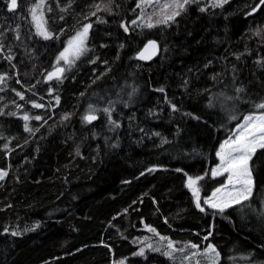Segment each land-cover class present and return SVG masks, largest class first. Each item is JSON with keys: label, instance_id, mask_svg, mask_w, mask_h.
I'll use <instances>...</instances> for the list:
<instances>
[{"label": "trees", "instance_id": "1", "mask_svg": "<svg viewBox=\"0 0 264 264\" xmlns=\"http://www.w3.org/2000/svg\"><path fill=\"white\" fill-rule=\"evenodd\" d=\"M37 2L17 0L9 10V0H0V171L7 173L0 264H172L147 247L160 237L177 248L214 246L218 264H264V149L250 161L254 189L242 205L200 211L187 187L189 176H201L204 194L221 136L244 116L264 113L254 107L264 101V84L248 59L255 52L264 68V3L196 1L167 25L147 28L139 0H46L53 38L45 40L29 12ZM98 3L111 11L90 16ZM88 23L85 56L46 85L54 66L62 67L56 60L66 41ZM150 41L160 50L145 63L137 55ZM85 115L98 118L89 123ZM140 248L144 257L134 255Z\"/></svg>", "mask_w": 264, "mask_h": 264}, {"label": "snow or ice", "instance_id": "2", "mask_svg": "<svg viewBox=\"0 0 264 264\" xmlns=\"http://www.w3.org/2000/svg\"><path fill=\"white\" fill-rule=\"evenodd\" d=\"M196 0H170V2H166L164 4H160V0H139L136 7L141 9L140 18L143 20L145 17V7H152L153 4L159 5V11L153 8L151 14L147 15V19L144 21V27L152 28L155 27L156 24H165L167 25L170 21H174L177 16L180 15L182 10H186V6L190 3H194ZM261 3H264V0H260ZM46 0H38L30 9L29 12L32 17V22L34 23L36 29V35L42 37L45 40H49L53 38V33H51L46 28L47 21L44 19V6ZM228 3V0H212V7H222L224 4ZM17 7V0H9V10H14ZM171 9V11H169ZM39 10V12H38ZM51 10L50 8L48 9ZM67 9H62V11H66ZM206 9L201 8L200 11H205ZM100 11H111V9L107 5H102L100 3L95 5V10L91 12L90 16H95L97 12ZM251 14V13H249ZM158 15L160 18L155 22L152 21V16ZM98 22L104 23L105 21L102 18H98ZM136 20L132 21V24H137ZM124 27V30L127 32L128 27L124 24L121 25ZM92 28V24H84L80 30H78L69 41L68 46L62 51L56 60V65H59L61 61H64L66 65L69 67L74 64L76 59L86 51L87 48V39L89 35V30ZM259 31L257 35H259ZM19 39V36L16 37ZM156 44L154 41L149 42L148 46L139 54L137 58L139 59H147L145 53L148 52L149 48L155 50ZM3 45L0 44V51H2ZM9 60L12 57H7ZM95 62V61H93ZM65 72L64 67L54 66L53 71L48 73L47 79L51 80L56 78L57 80H61L63 77V73ZM5 77L0 76V83L4 81ZM163 91V89H160ZM237 93L244 92L245 89L243 87H238L235 89ZM17 95L21 96V99L24 97L17 93ZM223 96L224 94L221 93ZM239 100L240 97H231L225 96V100ZM57 103H59V97H56ZM34 107H42L43 105L34 104ZM91 109V106H89ZM254 107L259 110H264V101H261L258 104H254ZM173 110L175 106H173ZM104 113L108 116L109 122L114 124L115 127H119L120 125L111 119V111L109 108L103 109ZM3 113H0L2 115ZM68 119L67 116L64 117ZM98 117L95 115H85L83 119L89 123L93 120H96ZM230 119H239L236 115H230ZM23 119L27 121L29 119L28 116H24ZM36 120L42 119L40 116L35 117ZM26 131H31L28 128V125H24ZM38 131V129H36ZM158 135V133H157ZM167 141H164L166 143ZM257 149H264V113L260 115L249 114L243 117V122L240 123L232 135L224 141L223 144L220 145V150L217 152V157L219 158V165L212 171L211 175L213 177L226 175L227 184H224L223 187L217 188L209 198L204 200V204L208 207L218 210L220 213H223L226 209L234 207L236 205H242L245 201H248L252 195L254 180L252 176V170L250 166V161L252 157L255 155ZM148 171H153V169H149ZM179 171V169H177ZM6 172L0 171V180L6 176ZM203 179L201 176L187 178V187L191 190L192 195L194 197L195 206L200 210L204 211V208L201 206L200 201V189L197 186L198 181ZM231 185V187H229ZM245 207H251V205H245ZM264 215V212L261 213ZM167 223V221H165ZM149 232H153L155 235L159 236V233L155 232V229L148 227ZM12 235H17L16 232H13ZM147 239V238H145ZM161 240L167 241L164 248L162 250L159 245L153 246L151 243L147 245L148 249L151 251L159 252L161 255L167 257L172 264H175L176 256L175 253L186 252L187 248L198 249V245L190 244L182 248L176 247V242L171 241L167 237H160ZM207 239V237H205ZM143 243V241H141ZM203 255L206 258L207 264H218L219 253L216 252L214 246H209L203 253L192 252L191 255L182 256L180 264H184L185 260L192 261L193 257L197 255ZM137 256H145V249L140 248L138 252L134 253ZM146 258V257H145ZM121 264H124L121 261ZM195 264H200L199 260L195 261Z\"/></svg>", "mask_w": 264, "mask_h": 264}, {"label": "rangeland", "instance_id": "3", "mask_svg": "<svg viewBox=\"0 0 264 264\" xmlns=\"http://www.w3.org/2000/svg\"><path fill=\"white\" fill-rule=\"evenodd\" d=\"M196 1H202L203 5L205 6H211L212 7V0H196ZM166 2H170V0H160V4H164ZM153 8H155L157 10V12L159 11V5L157 4H153L152 7H145V17L144 19L142 20L141 18H139L138 20L141 22V25L143 26L144 25V21L147 19V15L148 14H151L152 11H153ZM169 11H171V9H169ZM39 12V10H38ZM160 17L158 15H153L152 16V21L153 23L155 24V22L159 19ZM82 27L78 28L76 31H75V34L78 30H80ZM72 35L67 41H66V47L68 46V41L73 37L75 36ZM89 35H90V30H89ZM89 35H88V38H89ZM87 42H88V39H87ZM85 56V52L79 57V59H76L74 64H72L70 67L68 65H66L64 63V61H61L59 66H62V67H65L67 73L69 72H73V69L74 67L77 65V63L79 62L80 59H82L83 57ZM248 59H249V63H250V70H251V73L256 76L263 84H264V68L262 69H259L258 68V56L255 52H250L248 54ZM230 137V136H229ZM229 137H225V136H221V138L219 139V142L215 148V152H214V156H213V161H212V171L219 165L220 161H219V158L217 157V152L220 150V145L224 143V141L226 139H228ZM257 150H260V149H257ZM212 173V172H211ZM226 175H222V176H216V177H213L211 175L210 177V181L208 182V185H207V188L205 190V193L200 195V201H201V206L203 205V207H207L213 211H216V212H219L218 210L216 209H213L211 207H208L206 204H204V200L209 198L211 196V194L217 189V188H220V187H223L224 184H227V179H226ZM229 187H231V185H229ZM254 189V187H253ZM253 193V191H252ZM157 242L159 244V246L161 247L162 250H165L164 246L165 244L167 243V241H163L161 239L159 240H155V245L157 246ZM149 244V242H148ZM153 245V243H151ZM193 252H197V253H203L201 251H199L197 249V251H193ZM181 253H175V256L176 257H180ZM177 259V258H176ZM196 260H199L200 261V264H207V261H206V258L203 256V255H197L195 257H193L192 261H189L188 260H185L184 261V264H195V261ZM218 262H219V259H218Z\"/></svg>", "mask_w": 264, "mask_h": 264}, {"label": "water", "instance_id": "4", "mask_svg": "<svg viewBox=\"0 0 264 264\" xmlns=\"http://www.w3.org/2000/svg\"><path fill=\"white\" fill-rule=\"evenodd\" d=\"M151 42V41H150ZM155 42V41H154ZM148 44H149V42L143 47V49L139 52V54L145 49V47L146 46H148ZM155 44H156V49L155 50H153V49H151V48H149V50H148V52H146L145 53V56H147L148 58L147 59H139V60H141V61H143V62H145V63H149V62H151L154 58H156L157 57V55L159 54V45L155 42ZM139 54L137 55V57L139 56ZM53 71V70H52ZM63 75H64V73H63ZM47 76H48V74L46 75V77H45V79H44V82H45V84L46 85H50V84H52L54 81H56L57 79L56 78H53V79H51V80H48L47 79ZM97 120V119H96ZM96 120H93L92 122H94V121H96ZM91 122V123H92Z\"/></svg>", "mask_w": 264, "mask_h": 264}, {"label": "bare ground", "instance_id": "5", "mask_svg": "<svg viewBox=\"0 0 264 264\" xmlns=\"http://www.w3.org/2000/svg\"><path fill=\"white\" fill-rule=\"evenodd\" d=\"M14 71H15V70H14ZM20 74H21V73H20ZM31 77H34V76H32V75L30 74V79H31ZM26 84H27V83H26ZM4 86H5V85H4ZM24 87H25V86H24ZM6 88H7V87H6ZM22 89H23V88H22ZM10 90H11V89H10ZM9 92H10V91H9ZM4 93H5V92H4ZM0 95H1V94H0ZM24 98H25V97H24ZM12 99H13V98H12ZM21 101H22V100H21ZM6 102H7V101H6ZM9 102H10V101H9ZM5 104H8V103H4V105H5ZM2 105H3V103H2ZM4 105H3V106H4ZM3 106H2V107H3ZM17 108H18V107H17ZM0 110H1V109H0ZM6 111H7V110H6ZM0 112H1V111H0ZM8 112H9V111H8ZM8 112H7V113H8ZM27 113H28V112H27ZM10 116H11V115H10ZM12 117H15V116H12ZM17 118H18V117H17ZM15 119H16V118H15ZM126 213H127V211H126ZM124 214H125V213H124ZM15 216H16V215H15ZM22 217H23V216H22ZM28 217H29V216H28ZM29 218H30V217H29ZM34 218H35V217H34ZM37 219H38V218H37ZM114 219H115V218H114ZM263 219H264V218H263ZM17 220H18V218H17ZM35 220H36V219H35ZM38 220H39V219H38ZM53 220H54V219H53ZM40 221H41V220H40ZM56 221H57V220H56ZM29 224H30V223H29ZM111 225H112V223H111ZM17 226H18V225H17ZM33 226H35V225H33ZM37 226H38V224H37ZM60 226H61V225H60ZM115 226H116V224H115ZM118 226H119V225H118ZM18 227H19V226H18ZM31 227H32V226H31ZM25 228H26V226H25ZM117 228H118V227H117ZM26 229H27V228H26ZM31 229H32V231H33V228H31ZM109 229H110V228H109ZM112 229H113V228H112ZM121 230H122V229H121ZM121 230H120V231H121ZM28 231H29V230H28ZM29 232H31V231H29ZM32 233H33V232H32ZM112 233H114L113 230H112ZM122 233H123V231H122ZM109 234H110V233H109ZM116 236H117V235H116ZM107 243H108V242H107ZM1 245H2V244H1ZM112 250H113V249H112ZM261 250H262V249H261ZM63 255H64V254H63ZM118 257H119V256H118ZM133 258H134V257H133ZM117 259H118V258H117Z\"/></svg>", "mask_w": 264, "mask_h": 264}]
</instances>
